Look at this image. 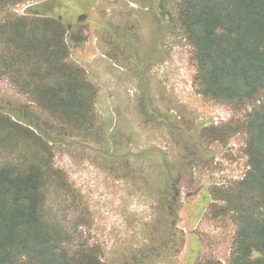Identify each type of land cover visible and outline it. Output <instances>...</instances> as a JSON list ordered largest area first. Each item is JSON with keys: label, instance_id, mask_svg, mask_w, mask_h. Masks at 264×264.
<instances>
[{"label": "rangeland", "instance_id": "obj_1", "mask_svg": "<svg viewBox=\"0 0 264 264\" xmlns=\"http://www.w3.org/2000/svg\"><path fill=\"white\" fill-rule=\"evenodd\" d=\"M38 1L51 0L0 8V20ZM157 1L59 2L75 19L69 59L98 90V138L60 134L58 121L3 78L0 167L57 169L66 185L50 187L51 215L76 231L77 245L96 247L103 264H134L152 249L160 257L144 264H228L236 224L230 214L215 216L221 202L210 193L248 168L246 134L235 127L251 107L198 92L194 49L165 32ZM169 184L173 205L160 193Z\"/></svg>", "mask_w": 264, "mask_h": 264}, {"label": "trees", "instance_id": "obj_2", "mask_svg": "<svg viewBox=\"0 0 264 264\" xmlns=\"http://www.w3.org/2000/svg\"><path fill=\"white\" fill-rule=\"evenodd\" d=\"M32 1L0 0V8ZM61 1L33 2L0 20V79L58 121L60 134L97 139L98 90L69 59L67 33L75 19L60 13ZM155 7L165 32L193 47L198 92L251 107L235 127L246 134L248 168L210 196L221 202L215 216L230 214L236 224L228 264H264V0H158ZM55 184L65 186V178L47 162L0 167V264H103L96 247L77 245L76 231L51 215L48 195ZM165 192L173 205V184L160 189ZM160 255L146 251L134 264Z\"/></svg>", "mask_w": 264, "mask_h": 264}]
</instances>
